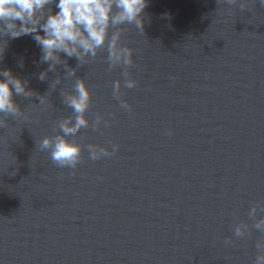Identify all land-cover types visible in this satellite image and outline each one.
<instances>
[{
	"label": "water",
	"instance_id": "water-1",
	"mask_svg": "<svg viewBox=\"0 0 264 264\" xmlns=\"http://www.w3.org/2000/svg\"><path fill=\"white\" fill-rule=\"evenodd\" d=\"M251 7V0H250ZM145 35L130 26L133 89L122 86L132 112L121 110L105 52L79 68L92 93L75 170L60 168L39 141L55 135L71 114L58 66L39 73L40 48L31 36L10 40L0 69L48 96L14 97L27 119L0 127V264H251V239H235L252 203L264 198V8L229 15L217 0H148ZM23 58L24 66L18 65ZM75 67V58L68 59ZM49 90V92H48ZM171 129L172 134L167 135ZM119 150L88 159V143ZM109 149L112 145L107 144ZM264 215V213H262ZM233 243L225 246V238Z\"/></svg>",
	"mask_w": 264,
	"mask_h": 264
},
{
	"label": "clouds",
	"instance_id": "clouds-1",
	"mask_svg": "<svg viewBox=\"0 0 264 264\" xmlns=\"http://www.w3.org/2000/svg\"><path fill=\"white\" fill-rule=\"evenodd\" d=\"M257 0H217L221 10L231 15L234 10L251 11ZM148 0H0V59L10 40L21 36H31L40 48L39 63L47 68L39 73L38 79L45 81L48 74L63 66V76H57L50 82L49 89L55 91L64 80L75 82L71 90L61 88L62 103L71 109V114L58 120L56 134L44 136L39 148L49 153L51 161L60 168L75 170L82 160L86 137L78 134L82 129L107 128L111 120L100 113L89 120L88 111L92 105V93L84 77L77 76V70L96 60L103 51L106 53L107 70L121 68L120 78L112 84V96L119 102L121 110L132 112V105L123 98L122 86L133 89L138 81L131 76L133 49L123 42L127 27L134 28L145 35V9ZM264 8V0H259ZM75 58L77 64L72 67L68 59ZM18 65L24 66L23 58ZM29 81L14 75L11 69H0V127L9 126L8 119H27L25 111L16 103L14 97L29 98L36 96L39 105L47 108L48 96L40 95L29 88ZM49 92V90H48ZM167 135L172 130H167ZM107 144H111L109 149ZM107 144L88 143V159L92 161L110 158L119 150V144L111 139ZM264 198L252 203L248 220L238 222L233 230L235 239H251L253 232L255 257L251 264H264ZM233 237L225 238V246L233 243Z\"/></svg>",
	"mask_w": 264,
	"mask_h": 264
}]
</instances>
